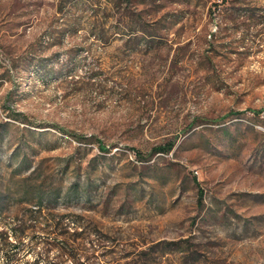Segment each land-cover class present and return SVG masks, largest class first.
Instances as JSON below:
<instances>
[{
  "label": "rangeland",
  "instance_id": "1",
  "mask_svg": "<svg viewBox=\"0 0 264 264\" xmlns=\"http://www.w3.org/2000/svg\"><path fill=\"white\" fill-rule=\"evenodd\" d=\"M40 202L123 255L264 264V0H0V231L30 226L11 264L42 251Z\"/></svg>",
  "mask_w": 264,
  "mask_h": 264
},
{
  "label": "trees",
  "instance_id": "2",
  "mask_svg": "<svg viewBox=\"0 0 264 264\" xmlns=\"http://www.w3.org/2000/svg\"><path fill=\"white\" fill-rule=\"evenodd\" d=\"M175 143L159 145L155 147L154 152L168 154L174 149ZM100 149L106 151L105 146ZM43 204H37V211L33 213L32 220L42 223V234L33 242V247H41V252L35 256L34 262L31 264H39L46 262L48 264H63V261H70V264H113V261H125L123 264H166L165 260L169 257L184 258L181 264L198 263V252L193 247L187 245L189 240H161L157 242L144 243L135 248L131 253L125 255L118 252L114 244H110L109 240L96 237L94 234L82 232H70L69 225L81 224L75 220L65 222L64 218L56 216L48 217L42 211ZM16 225V222L14 223ZM21 223L18 227L12 228L10 231H0V253L5 260V264H11L17 260L21 245L24 244L26 231L30 229ZM34 227V225H33ZM32 227V228H33ZM36 227V226H35ZM94 237L92 238V236ZM11 239H15L12 242ZM90 246L84 248L83 246ZM55 253H54V252ZM53 252V257L51 253ZM119 255V257H118ZM123 255V256H122Z\"/></svg>",
  "mask_w": 264,
  "mask_h": 264
}]
</instances>
